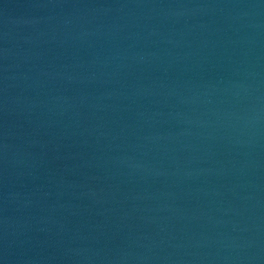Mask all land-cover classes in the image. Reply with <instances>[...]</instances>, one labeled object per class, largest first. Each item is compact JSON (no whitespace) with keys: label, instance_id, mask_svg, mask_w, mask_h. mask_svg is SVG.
Wrapping results in <instances>:
<instances>
[{"label":"water","instance_id":"water-1","mask_svg":"<svg viewBox=\"0 0 264 264\" xmlns=\"http://www.w3.org/2000/svg\"><path fill=\"white\" fill-rule=\"evenodd\" d=\"M0 264H264V0H0Z\"/></svg>","mask_w":264,"mask_h":264}]
</instances>
